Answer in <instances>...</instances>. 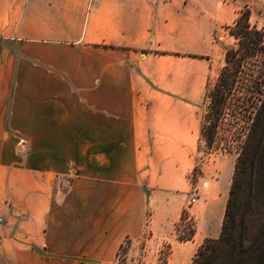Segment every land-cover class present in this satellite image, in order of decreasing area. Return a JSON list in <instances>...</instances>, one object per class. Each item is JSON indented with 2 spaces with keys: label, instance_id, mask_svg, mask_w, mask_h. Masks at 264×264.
<instances>
[{
  "label": "crops",
  "instance_id": "obj_1",
  "mask_svg": "<svg viewBox=\"0 0 264 264\" xmlns=\"http://www.w3.org/2000/svg\"><path fill=\"white\" fill-rule=\"evenodd\" d=\"M239 6L0 0V264H115L147 218L153 237L180 221L196 104Z\"/></svg>",
  "mask_w": 264,
  "mask_h": 264
},
{
  "label": "trees",
  "instance_id": "obj_2",
  "mask_svg": "<svg viewBox=\"0 0 264 264\" xmlns=\"http://www.w3.org/2000/svg\"><path fill=\"white\" fill-rule=\"evenodd\" d=\"M230 34L238 41L225 53V65L214 84L207 83L206 108L201 141L207 153L219 149L231 152L238 138L242 145L236 159L221 233L206 239L192 264H264V30L251 24V12H239ZM228 125L226 148L220 147L219 132ZM184 213L180 223L185 222ZM179 225L177 226L178 230ZM196 230L180 241H192ZM127 237L117 253L119 264H128ZM145 249V244H143ZM168 252L160 251V264H167ZM138 264H146L143 258Z\"/></svg>",
  "mask_w": 264,
  "mask_h": 264
},
{
  "label": "rangeland",
  "instance_id": "obj_3",
  "mask_svg": "<svg viewBox=\"0 0 264 264\" xmlns=\"http://www.w3.org/2000/svg\"><path fill=\"white\" fill-rule=\"evenodd\" d=\"M238 3L240 11L250 10L251 24L264 30V0H238ZM229 27H223L215 35L218 46L214 52L207 83H215L220 69L225 65L226 50L237 46L238 41L230 34ZM205 92L206 88L196 104L201 124L206 111L203 101ZM227 132L228 125L219 132V143L222 148H226L224 143ZM200 138L201 133L198 135L193 151L189 153L190 161L182 163V168H185L187 164L191 166L189 173H183L181 186L174 188L175 196L184 207L185 222L181 224L179 221L172 229L168 228L159 236L153 237L151 219L147 218L143 236L133 238L131 245L127 248L128 264H138V260L141 258L146 264H160V251L168 252V248H164L165 244H170L172 251L167 264H192L193 258L204 241L209 238L217 239L220 236L225 206L242 139L238 138L232 144L231 152L219 149L207 153L206 143ZM193 198L196 199L194 203H192ZM191 227L196 230L192 243L201 240L200 246L195 250H191L189 244H184L185 241L179 240V237L184 238L190 234ZM143 244H145V249ZM115 264H119L117 259Z\"/></svg>",
  "mask_w": 264,
  "mask_h": 264
},
{
  "label": "built area",
  "instance_id": "obj_4",
  "mask_svg": "<svg viewBox=\"0 0 264 264\" xmlns=\"http://www.w3.org/2000/svg\"><path fill=\"white\" fill-rule=\"evenodd\" d=\"M196 201V199H192V203H194ZM0 222H2V218H0Z\"/></svg>",
  "mask_w": 264,
  "mask_h": 264
}]
</instances>
